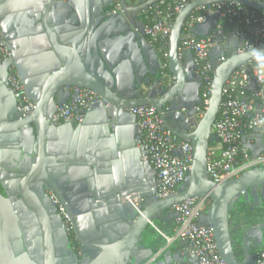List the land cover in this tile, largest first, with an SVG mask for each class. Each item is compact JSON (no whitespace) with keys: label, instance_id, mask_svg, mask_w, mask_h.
I'll list each match as a JSON object with an SVG mask.
<instances>
[{"label":"water","instance_id":"95a60500","mask_svg":"<svg viewBox=\"0 0 264 264\" xmlns=\"http://www.w3.org/2000/svg\"><path fill=\"white\" fill-rule=\"evenodd\" d=\"M160 1L121 0L120 11L110 14L114 0H0V33L10 51L0 61V264H197L187 252L158 254L150 235V223L176 218L172 207L191 198L209 202L197 221L212 226L225 264H254L256 250H264V212L246 219L254 221L249 227L236 224L240 205L258 188L264 191V170L220 184L206 172L222 88L236 68L264 57V45L238 53L237 38L223 41L215 32L210 99L199 120L201 80L192 54L178 57L182 25L196 7L236 2L260 10L264 2H190L174 18L162 75L138 19ZM216 22L206 19L193 37L208 35ZM221 55L227 57L218 62ZM10 67L35 105L26 118H19L8 89ZM65 87L99 97L78 125L49 123L69 99ZM140 106L153 107L163 126L192 147L191 168L166 199L155 197L156 171L135 143L141 130L129 109ZM53 198L69 218L76 245Z\"/></svg>","mask_w":264,"mask_h":264},{"label":"built area","instance_id":"2783aa9c","mask_svg":"<svg viewBox=\"0 0 264 264\" xmlns=\"http://www.w3.org/2000/svg\"><path fill=\"white\" fill-rule=\"evenodd\" d=\"M120 1L114 0L108 13L119 12ZM192 1L162 0L149 9L153 13L152 17L148 14L149 10L146 12L145 34L149 44L156 49L160 57L162 75H165L167 70V44L174 18ZM210 17L216 18L214 29L206 36L193 37L194 28ZM224 20L234 24V30L228 38L238 39L241 44L237 48L238 53L264 45V8L256 10L240 3L229 2L200 6L192 11L182 25L178 57L182 58L185 53L190 52L201 80V104L196 108L197 120L208 108L214 70L209 52L218 45L215 32L221 30L220 22ZM9 57L10 51L0 33V61ZM224 60L222 56L218 62ZM7 84L16 100L19 118L30 116L35 105L26 98L24 87L13 67L8 70ZM63 90L70 92L69 99L57 107L49 123L78 125L82 122L84 113L98 102L99 97L94 92L80 87H65ZM129 112L136 116L141 130L135 143L147 151L145 160L156 171L155 197L169 198L175 194L191 168L192 147L190 143L179 140L163 126L153 107H135L129 109ZM211 133L217 141L210 144L207 150L206 172L210 181L220 184L234 180L253 169L264 170V57L253 58L231 73L222 88V99L211 126ZM251 134H254L255 141L247 142ZM175 151H179L180 157L174 154ZM254 151H258L255 157ZM53 203L72 243L76 245L68 216L54 198ZM208 204L206 199L191 198L174 205L172 210L177 216L170 233H165L150 223L164 242L160 249L165 250L174 243L181 242L184 244V252L192 255L197 264H225L218 255L212 226H201L197 221ZM160 249L158 254L163 252ZM254 264H264V250L257 252Z\"/></svg>","mask_w":264,"mask_h":264},{"label":"flooded vegetation","instance_id":"af4514ba","mask_svg":"<svg viewBox=\"0 0 264 264\" xmlns=\"http://www.w3.org/2000/svg\"><path fill=\"white\" fill-rule=\"evenodd\" d=\"M138 19L143 22L144 27H145L147 24L146 12L140 15ZM256 191H257L256 195H250L249 201L243 204V206L241 207L240 213L245 214L246 212L244 210H246L247 212H252V213H256V212L260 213L264 211V191L261 188H258ZM236 248H237L238 254L241 255L242 252L240 251L239 245ZM253 248H254V245H251L250 252L253 251ZM259 251L261 250L259 249L256 250V252H259Z\"/></svg>","mask_w":264,"mask_h":264},{"label":"trees","instance_id":"16d2710c","mask_svg":"<svg viewBox=\"0 0 264 264\" xmlns=\"http://www.w3.org/2000/svg\"><path fill=\"white\" fill-rule=\"evenodd\" d=\"M148 14H149L150 17L153 16L152 11H150V10L148 11ZM220 25H221V30H220L221 31V37H220L221 39L222 38H225V37H228V36H230L232 34V32L234 30V24L229 23V22H227V21L224 20V21H221L220 22ZM217 40H218V38H217ZM223 57L226 58L227 55H224ZM242 206H243V204L240 205V210H241V207ZM258 213L257 212L256 213L246 212L245 213V216L247 218H250V217H254ZM238 223L239 222L237 221L236 224H238ZM157 224L159 225L158 229H160L161 231H163L165 233H170L172 231L173 227H174V225H173V227H171L170 230H165V229H163V227L159 223H157ZM253 224H254V221L253 220L249 222V226L250 225H253ZM150 235H151V237L153 238L154 241L158 242V245H159L158 246V249H160L164 245V242H163L162 238L153 229H150Z\"/></svg>","mask_w":264,"mask_h":264},{"label":"crops","instance_id":"0c3cea01","mask_svg":"<svg viewBox=\"0 0 264 264\" xmlns=\"http://www.w3.org/2000/svg\"><path fill=\"white\" fill-rule=\"evenodd\" d=\"M226 38H228V37H225V38H222L223 40H226ZM146 41L148 42V40H147V37H146ZM148 44H149V42H148ZM152 46V45H151ZM186 54V53H185ZM185 54L182 56V58H184V56H185ZM220 57H222V55L221 56H219V58ZM196 74H197V72H196ZM250 140H252L253 142L255 141V136H254V134H251L250 136H249V138H247V142L248 141H250ZM246 219H248L246 216H245V214H243V213H240V215L237 217V219H236V221H239V223L241 224L240 226L241 227H249V222L246 220ZM162 227H163V229H165V230H170L171 229V227H173V225H174V219H168V220H166L165 222H162V223H159ZM157 228L159 227V225L157 224V223H155L154 224ZM233 233H234V235H235V228H233ZM167 249H170L171 250V253L172 254H177V253H183L184 252V244L183 243H181V242H176V243H174L172 246H170L169 248H167ZM167 249H165V250H163V248L162 249H160L161 251H163V253L167 250Z\"/></svg>","mask_w":264,"mask_h":264},{"label":"rangeland","instance_id":"374dc122","mask_svg":"<svg viewBox=\"0 0 264 264\" xmlns=\"http://www.w3.org/2000/svg\"><path fill=\"white\" fill-rule=\"evenodd\" d=\"M245 212H247L246 210H244ZM264 212V211H263Z\"/></svg>","mask_w":264,"mask_h":264}]
</instances>
